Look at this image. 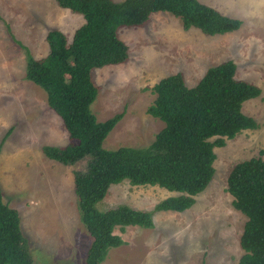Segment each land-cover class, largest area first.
I'll use <instances>...</instances> for the list:
<instances>
[{
	"label": "rangeland",
	"instance_id": "obj_1",
	"mask_svg": "<svg viewBox=\"0 0 264 264\" xmlns=\"http://www.w3.org/2000/svg\"><path fill=\"white\" fill-rule=\"evenodd\" d=\"M198 1L236 19L231 0ZM83 24L82 16L54 0H0V191L18 214L33 264H84L90 239L79 221L73 180L86 161L68 167L43 155L44 146L63 148L71 140L45 93L25 79L21 47L39 60L48 53V32L59 31L70 42ZM118 37L128 47V60L94 69L91 76L98 88L90 108L96 120L122 114L102 145L105 150L146 147L162 130L163 123L146 114L155 98L151 89L161 79L181 73L191 88L208 68L224 61L235 64L236 80L259 88L260 95L242 105V113L258 127L214 148L213 178L189 210L155 212L150 229L116 228L124 245L110 250L102 264H237L246 218L232 207L227 179L237 164L264 160V28L241 24L236 32L205 36L196 29L184 31L180 20L167 13H156L140 28L120 29ZM179 195L123 182L110 187L98 209L126 205L150 212Z\"/></svg>",
	"mask_w": 264,
	"mask_h": 264
},
{
	"label": "trees",
	"instance_id": "obj_2",
	"mask_svg": "<svg viewBox=\"0 0 264 264\" xmlns=\"http://www.w3.org/2000/svg\"><path fill=\"white\" fill-rule=\"evenodd\" d=\"M64 10L82 16L84 24L69 42L59 31L46 35L48 53L35 60L25 52V79L46 95L47 106L61 119L71 142L63 147L44 146L43 155L64 166L86 161L74 172V195L81 225L90 239L84 264H102L110 250L124 245L118 228L150 229L155 212L183 213L195 203L214 175V148L224 146L257 123L242 113V105L260 90L236 80V66L224 61L206 70L194 87L181 73L165 77L151 89L155 95L146 114L163 123L154 140L143 148L105 150L103 143L122 114L98 122L91 105L98 95L94 69L128 60V47L119 39L122 28H140L153 14L167 13L180 20L182 29L205 36L236 32L241 23L198 0H54ZM214 139L213 141H211ZM158 187L180 194L165 199L150 212L126 205L100 211L113 185ZM232 207L246 222L237 264H264V160L252 158L237 164L227 179ZM0 264H33L17 212L2 201L0 191Z\"/></svg>",
	"mask_w": 264,
	"mask_h": 264
},
{
	"label": "clouds",
	"instance_id": "obj_3",
	"mask_svg": "<svg viewBox=\"0 0 264 264\" xmlns=\"http://www.w3.org/2000/svg\"><path fill=\"white\" fill-rule=\"evenodd\" d=\"M231 10L250 30L264 28V0H231Z\"/></svg>",
	"mask_w": 264,
	"mask_h": 264
}]
</instances>
